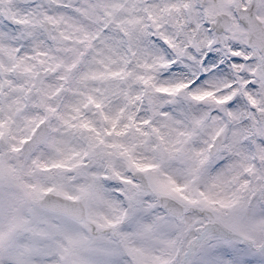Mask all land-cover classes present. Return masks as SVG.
Listing matches in <instances>:
<instances>
[{
    "label": "clouds",
    "instance_id": "clouds-1",
    "mask_svg": "<svg viewBox=\"0 0 264 264\" xmlns=\"http://www.w3.org/2000/svg\"><path fill=\"white\" fill-rule=\"evenodd\" d=\"M261 36L264 0H0V264H264Z\"/></svg>",
    "mask_w": 264,
    "mask_h": 264
},
{
    "label": "snow or ice",
    "instance_id": "snow-or-ice-1",
    "mask_svg": "<svg viewBox=\"0 0 264 264\" xmlns=\"http://www.w3.org/2000/svg\"><path fill=\"white\" fill-rule=\"evenodd\" d=\"M62 6H66V5H62ZM85 39H89V37H85ZM258 39H260L262 42H264V36H261V37H259ZM235 56H238L239 55V53H235L234 54ZM58 67H59V65H58ZM114 75H116V74H114ZM165 91H168V90H165ZM196 99H203V97H196ZM226 99H230V98H226ZM97 107H99V105H97ZM4 127H5V125L3 124V122H0V136H3L4 135ZM82 127H84V128H88L89 127V125L87 124V123H85V124H83L82 125ZM15 150H19V149H15ZM58 167H59V165H57ZM48 191H51V189H48ZM175 191L176 192H181L182 191V189L181 188H179V187H177L176 189H175Z\"/></svg>",
    "mask_w": 264,
    "mask_h": 264
}]
</instances>
